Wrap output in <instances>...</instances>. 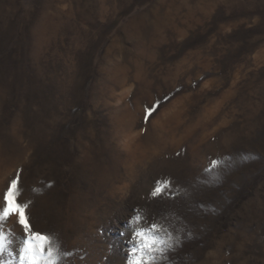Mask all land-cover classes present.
I'll use <instances>...</instances> for the list:
<instances>
[{"label":"rangeland","instance_id":"374dc122","mask_svg":"<svg viewBox=\"0 0 264 264\" xmlns=\"http://www.w3.org/2000/svg\"><path fill=\"white\" fill-rule=\"evenodd\" d=\"M18 178L0 264H264V0H0Z\"/></svg>","mask_w":264,"mask_h":264},{"label":"snow or ice","instance_id":"6c2138e0","mask_svg":"<svg viewBox=\"0 0 264 264\" xmlns=\"http://www.w3.org/2000/svg\"><path fill=\"white\" fill-rule=\"evenodd\" d=\"M19 182H20L19 178L13 179L11 181V184L8 187L7 193L4 195V201L6 203V207L3 209V214L0 215V221L7 218L10 214L18 213V224L21 226V228L23 229L25 233H28L32 226L29 220L26 219L24 208L21 207L18 203H16L15 197L13 194ZM159 191H160L159 189H156V191L153 192V195H156V193ZM31 237L32 239H35L41 242H43L46 239V237L34 231L31 233ZM42 248H43V244L41 243V249ZM0 250H2V245H0ZM30 250H31V244L28 243V241H25V248L22 249V253L29 252ZM30 264H34V261H32L31 258H30Z\"/></svg>","mask_w":264,"mask_h":264}]
</instances>
